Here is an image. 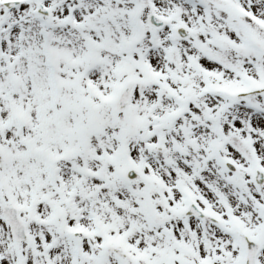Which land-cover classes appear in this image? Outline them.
<instances>
[{
  "label": "snow or ice",
  "instance_id": "snow-or-ice-1",
  "mask_svg": "<svg viewBox=\"0 0 264 264\" xmlns=\"http://www.w3.org/2000/svg\"><path fill=\"white\" fill-rule=\"evenodd\" d=\"M0 264H264V0H0Z\"/></svg>",
  "mask_w": 264,
  "mask_h": 264
}]
</instances>
